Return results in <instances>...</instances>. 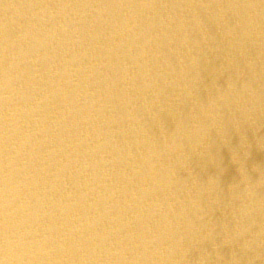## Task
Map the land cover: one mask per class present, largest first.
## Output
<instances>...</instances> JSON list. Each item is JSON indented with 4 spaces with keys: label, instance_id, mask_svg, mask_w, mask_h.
I'll list each match as a JSON object with an SVG mask.
<instances>
[{
    "label": "clouds",
    "instance_id": "1",
    "mask_svg": "<svg viewBox=\"0 0 264 264\" xmlns=\"http://www.w3.org/2000/svg\"><path fill=\"white\" fill-rule=\"evenodd\" d=\"M0 264H264V0H0Z\"/></svg>",
    "mask_w": 264,
    "mask_h": 264
}]
</instances>
